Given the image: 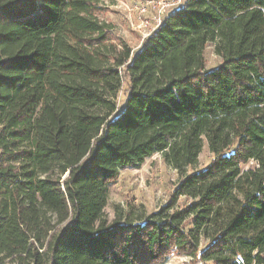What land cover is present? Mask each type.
<instances>
[{"label":"trees","instance_id":"1","mask_svg":"<svg viewBox=\"0 0 264 264\" xmlns=\"http://www.w3.org/2000/svg\"><path fill=\"white\" fill-rule=\"evenodd\" d=\"M98 3L0 0V264H264V0H184L136 53ZM155 154L170 202L109 223V186Z\"/></svg>","mask_w":264,"mask_h":264},{"label":"rangeland","instance_id":"2","mask_svg":"<svg viewBox=\"0 0 264 264\" xmlns=\"http://www.w3.org/2000/svg\"><path fill=\"white\" fill-rule=\"evenodd\" d=\"M162 1L169 0H99L95 15L101 23L109 26L108 44L118 47L125 43L133 53H136L154 32V18L158 15L159 2ZM143 8L146 11H143ZM169 12L166 13L165 18ZM204 55L205 70L208 72L222 64L221 58L214 53L212 43L208 44ZM126 84L124 82V90L118 95L116 114L124 108ZM199 156L198 164L189 170L190 173L209 166L214 158L209 153L207 144ZM254 166L255 163H250L243 168ZM120 172L119 177L109 186V204L104 211L109 223L120 219L122 224L142 214L156 213L170 202V197L180 180L178 172L168 166L160 154L147 159L139 169H126ZM189 202V199L182 198L178 207L183 208ZM206 245L207 241L202 240L201 249ZM166 264H198V262L189 256L173 254Z\"/></svg>","mask_w":264,"mask_h":264},{"label":"built area","instance_id":"3","mask_svg":"<svg viewBox=\"0 0 264 264\" xmlns=\"http://www.w3.org/2000/svg\"><path fill=\"white\" fill-rule=\"evenodd\" d=\"M183 1L184 0H169V1L159 2V5H160L159 9L160 10L158 12V15L155 16V18H154V27H153L154 32L157 29H159V27L165 21L166 13L169 12L170 10H174V9L178 8L183 3ZM142 10L146 11L145 8H143Z\"/></svg>","mask_w":264,"mask_h":264}]
</instances>
